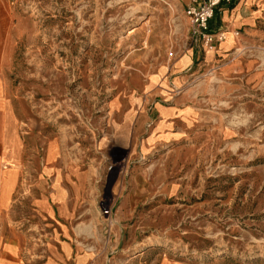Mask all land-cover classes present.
<instances>
[{
  "label": "rangeland",
  "instance_id": "374dc122",
  "mask_svg": "<svg viewBox=\"0 0 264 264\" xmlns=\"http://www.w3.org/2000/svg\"><path fill=\"white\" fill-rule=\"evenodd\" d=\"M183 2L0 0V61L10 63L9 77L42 124L92 172L94 242L82 243L83 250L145 251L154 264H264V197L254 169L264 161V19L255 27L259 39L237 51L253 70L223 78L218 64L193 74L188 68L181 83L163 79L149 87L154 73L163 68L170 76L193 48ZM132 96L139 100L135 116L122 127L118 117ZM179 97L210 122L217 139L211 149L186 146L172 167L160 149L144 155L139 144L156 121L155 103ZM135 163L144 174L174 176L169 186L176 189L158 182L147 194L139 184L126 202L131 213L119 219Z\"/></svg>",
  "mask_w": 264,
  "mask_h": 264
},
{
  "label": "crops",
  "instance_id": "0c3cea01",
  "mask_svg": "<svg viewBox=\"0 0 264 264\" xmlns=\"http://www.w3.org/2000/svg\"><path fill=\"white\" fill-rule=\"evenodd\" d=\"M190 3L191 0H184L182 7ZM263 19L264 0H233L217 10L209 24L212 31L224 29L225 40L210 51L187 49L174 62L173 74L167 76L160 68L152 75L149 87H155L163 79L181 83L189 78L190 73L185 72L188 68L193 69V74L218 64L217 73L223 78L232 76L236 70H253V64L244 63L237 51L259 39V34H254L258 31L255 27ZM1 55L6 59L5 52ZM2 60L1 56L0 264H154L156 258L144 254L145 251L126 255L119 252H124L125 248L110 253L102 246L98 253L91 254L82 249L81 244L91 237V211L95 214L89 203L90 193L95 189L91 185L92 172L89 166L72 157L61 136L42 124L24 88L9 77L10 63ZM254 76L250 75L248 79L254 80ZM138 101L136 97H130L128 105L121 110L118 120L126 121L120 124L122 127L131 125ZM154 111L156 121L149 133L140 139L141 154L148 155L160 149L170 161L166 163L173 167L182 161L186 146H207L209 149L215 146L216 129L208 120L200 118L197 108L182 97L168 104L157 102ZM140 166L134 164L131 192L119 207V219H125L131 213L132 207L126 209V202L140 193V189L137 190L139 184H144L143 190L147 194L158 182H166V191L167 187L171 191L176 189L169 186L175 180L174 176L164 171H160L159 176L147 175ZM254 169L259 174V189L264 197V161L256 164ZM160 264L179 263L162 258Z\"/></svg>",
  "mask_w": 264,
  "mask_h": 264
},
{
  "label": "built area",
  "instance_id": "2783aa9c",
  "mask_svg": "<svg viewBox=\"0 0 264 264\" xmlns=\"http://www.w3.org/2000/svg\"><path fill=\"white\" fill-rule=\"evenodd\" d=\"M233 0H191L184 8L187 18V41L198 50H214L226 38L224 29L210 30V20L217 10L231 4ZM238 34V31L234 32Z\"/></svg>",
  "mask_w": 264,
  "mask_h": 264
}]
</instances>
